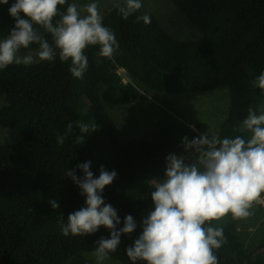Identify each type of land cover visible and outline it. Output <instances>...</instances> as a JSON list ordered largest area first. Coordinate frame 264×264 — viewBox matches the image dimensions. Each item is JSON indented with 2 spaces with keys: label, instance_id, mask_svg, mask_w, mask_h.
<instances>
[{
  "label": "trees",
  "instance_id": "16d2710c",
  "mask_svg": "<svg viewBox=\"0 0 264 264\" xmlns=\"http://www.w3.org/2000/svg\"><path fill=\"white\" fill-rule=\"evenodd\" d=\"M165 1L201 31L199 37L179 38L167 27L166 13L156 11L157 7L143 5L125 20L112 4L102 15L103 24L116 35L119 49L109 59L99 54L98 45L90 46L85 51L88 69L82 79L71 74V61H61L59 50L52 62L39 60L0 70V93L9 102L0 108V124L21 134V139L13 144L0 141V264L76 263L81 259H76L79 254L95 251L101 238H110V230L105 227L90 235L65 236L58 222L61 215L67 222L70 213L87 206L86 196L81 195V189L66 173L76 170V175L83 178L77 165L89 161L96 178L101 167L117 173L102 197L117 211L121 220L118 229L129 214L137 222V229L131 235H122L121 240L125 239L128 246L119 247L110 255L133 264L126 249L142 234L143 218L154 210L151 192L166 179L167 157L174 154L188 163L190 153L185 151L180 129L174 123L141 136L130 134L135 137L129 141L123 139L122 129L132 126L134 120L125 111L118 114L115 106L134 104L140 96L133 92L135 83L118 75V57L139 84L152 93L230 88V115L218 135L250 138V133L236 129L250 107L257 114L264 109V90L251 83L264 73V0ZM13 3L9 0L7 5L0 4L2 40L15 25L9 14ZM71 3L73 0H67L66 5L60 6L61 11L66 12ZM143 14L150 15V24L137 22ZM58 20L59 16L54 23ZM34 27L55 47L51 34ZM30 49L39 50V45L21 49L20 54ZM84 90L92 91L96 97L98 103L94 107L90 108L83 98ZM77 122L88 124L89 131L81 133ZM58 133L65 137L63 145L57 142ZM193 133L194 137L199 136ZM81 135L84 144L76 142ZM52 199L60 203L59 209L51 207ZM257 206L264 211L262 204ZM239 221L229 215L208 225L223 228L226 243L214 250L219 264H264V244L253 249L243 247Z\"/></svg>",
  "mask_w": 264,
  "mask_h": 264
},
{
  "label": "clouds",
  "instance_id": "9594fccd",
  "mask_svg": "<svg viewBox=\"0 0 264 264\" xmlns=\"http://www.w3.org/2000/svg\"><path fill=\"white\" fill-rule=\"evenodd\" d=\"M8 3L9 0H0V4ZM66 4L67 0H14L9 14L15 25L5 39H0V70L13 64H33V54L22 56L20 51L34 43L39 45L36 57L40 61H54L59 50L60 60L71 61L69 70L78 79H82L88 69L85 51L90 46L98 45L102 57L112 58L119 43L114 32L104 26L98 4L85 5L86 15L83 16L76 3L68 4L66 12H62L60 6ZM115 7L127 20L139 12L143 4L142 0H125L123 5L116 3ZM58 16L60 19L54 23ZM139 21L150 24V15L138 16ZM34 26L51 34L55 47ZM122 64L121 60H115L117 71ZM124 69L127 79L133 78L130 80L133 83L138 81L125 66ZM119 74L123 75L122 71ZM251 83L264 90V73ZM4 98L6 100L0 93V99ZM77 126L81 133L89 131L86 123L77 122ZM72 127L70 123L68 129ZM236 131L250 133V138L246 140L242 135L221 138L209 132L191 140L184 137L190 162L174 154L167 157L166 179L151 192L154 210L143 218L142 234L126 249L133 264L138 261L144 264H219L214 250L226 243L223 228L208 225L229 215L233 219H246L253 214L254 205L264 204V109L257 114L256 109L250 107ZM57 142L63 145L65 137L58 133ZM76 142L84 144V136H78ZM77 169L83 172V178L76 175V170H67L66 175L81 189V195L86 196L87 206L70 213L67 222L63 215L59 217L63 235L85 236L105 227L110 230V238H101L92 251L97 264H103L110 257L125 263L110 253L128 246L121 236L134 233L137 222L129 214L123 227L118 229L121 220L117 211L111 204H105L102 197L105 188L117 178L116 171L101 167L96 178L90 161L78 164ZM49 204L53 209L61 207L55 199Z\"/></svg>",
  "mask_w": 264,
  "mask_h": 264
},
{
  "label": "rangeland",
  "instance_id": "374dc122",
  "mask_svg": "<svg viewBox=\"0 0 264 264\" xmlns=\"http://www.w3.org/2000/svg\"><path fill=\"white\" fill-rule=\"evenodd\" d=\"M123 0H88L86 2L82 0H73V3L78 5L81 10V15H86L84 11L85 5L96 2L100 14L103 15L108 11V8L112 4L120 3ZM144 7L152 9L158 8L165 12L167 16L164 18L165 23L170 31L176 33L181 39H192L200 36L199 29L188 21L186 16L177 12L179 11L174 5L167 4L165 0H142ZM174 8L173 10H171ZM60 19V17H59ZM202 37V33H201ZM89 49V48H88ZM86 49V50H88ZM38 50L30 49L25 52H21L20 55H26L29 52H37ZM34 58L36 57L33 54ZM116 60H121L118 57ZM35 59V62H38ZM119 70L117 71L119 76L125 75L124 65H118ZM125 70V69H124ZM122 71V74H119ZM129 72V71H127ZM133 78H130L132 81ZM128 82V81H127ZM127 84V83H126ZM135 90L140 96L139 102L136 100L134 104L116 105L115 109L125 111L130 116V120H134L132 126H127V129H122L123 139L129 141L135 136H141L145 133L151 132L154 128L161 125L174 123L179 127L180 137L184 140V137H188L189 140L194 138V132L197 134H218L221 131V127L230 115V109L232 106V92L228 87H218L214 90H203L197 92H189L184 94H170L165 92H151L139 82H135ZM85 91V90H84ZM83 98L86 100L90 108L94 107L97 102L96 97L93 96L92 91H85ZM138 96V99H139ZM98 103V102H97ZM6 100L0 99V106H4ZM257 106V104H255ZM264 108V106H262ZM111 112V111H110ZM133 118V119H132ZM158 120V121H157ZM157 121V122H156ZM181 122H184L192 130H186ZM127 134V135H126ZM129 135V136H128ZM21 139L19 131L13 128H9L0 124V141L3 143L17 142ZM264 207V204H262ZM252 215L246 219H240L238 223V230L242 234L243 247L254 248L264 244V211L259 206L254 205L252 209ZM94 252L80 254L81 262L70 263V264H97L96 257L93 255ZM84 258V259H83ZM103 264H126L119 260H114L110 257L109 260H105Z\"/></svg>",
  "mask_w": 264,
  "mask_h": 264
}]
</instances>
